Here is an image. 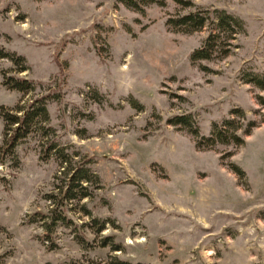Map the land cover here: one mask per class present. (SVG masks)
I'll use <instances>...</instances> for the list:
<instances>
[{"label": "rangeland", "instance_id": "rangeland-1", "mask_svg": "<svg viewBox=\"0 0 264 264\" xmlns=\"http://www.w3.org/2000/svg\"><path fill=\"white\" fill-rule=\"evenodd\" d=\"M194 1L247 27L228 57L205 62L208 72L191 62L208 31L169 29L170 15L191 10L173 0L144 12L120 0H0V47L25 58L0 57V72L36 83L23 93L0 74V112L61 87L45 128L17 147L19 164L0 157V264H264V89L244 82L264 72V0ZM237 108L257 123L240 146L199 150L168 122L191 113L210 135ZM3 132L0 115V149ZM52 141L91 159L101 186L81 203L91 217L72 212L87 240L60 226L49 249L43 227L26 219L46 209L61 170L46 155Z\"/></svg>", "mask_w": 264, "mask_h": 264}, {"label": "trees", "instance_id": "trees-1", "mask_svg": "<svg viewBox=\"0 0 264 264\" xmlns=\"http://www.w3.org/2000/svg\"><path fill=\"white\" fill-rule=\"evenodd\" d=\"M125 6L144 12L147 6L157 4L166 6L167 0H120ZM181 9H188L186 13L178 11L167 19V26L173 31L192 34L207 29L208 35L202 44L191 53V62L200 70L208 72L212 70L206 61H221L228 57L233 49L237 47V39L247 31L246 22L240 16L229 12L225 8L199 7L194 0H173ZM0 57L9 58L15 64L25 62L22 55L10 52L0 47ZM24 64V63H23ZM29 69L25 63L16 71L18 73ZM62 70V67H61ZM4 85L12 90L27 93L35 88V81L19 75H11L8 71H1ZM244 82L251 83L260 89H264V72L245 74ZM60 89H51L27 105H17L15 108L1 107L0 115L4 122V141L0 149L1 162L6 159L16 161L19 164L17 147L21 141L27 138L34 130L41 127L42 122L50 120L47 105L54 98H60ZM133 106L143 109L137 101H131ZM169 124L187 129L195 138L196 147L199 150L214 149L218 144H234L240 146L245 142V136L251 134L256 121L249 120L242 108L232 111V116L221 122H216L210 135L201 134L198 122L193 114L176 115L169 119ZM39 126V127H38ZM47 129V128H46ZM47 156L54 153L60 161L61 170L55 176L53 189L44 195L49 202L46 209H38L27 215V223H39L44 230L42 239L48 242V248L54 249L58 246L56 232L58 227H72L77 231L81 242L87 240L81 234L83 225L77 223L72 212L83 210L86 215L92 216L91 209L83 203L85 198L94 196V186H101L100 176L91 168V159L81 157L76 160L78 153L71 154L67 147H60L56 141H52L46 148ZM243 172V171H242ZM101 188V187H99ZM81 206V207H79ZM81 209H79V208ZM93 224L98 226L99 232L106 227V221L98 217L92 218ZM115 246L113 250H119ZM124 264H128L125 262ZM141 264V263H140Z\"/></svg>", "mask_w": 264, "mask_h": 264}]
</instances>
